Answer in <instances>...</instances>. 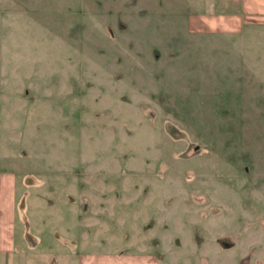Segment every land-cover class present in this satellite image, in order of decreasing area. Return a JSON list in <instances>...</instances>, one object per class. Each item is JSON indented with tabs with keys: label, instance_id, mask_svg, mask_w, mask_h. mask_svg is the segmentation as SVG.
Returning a JSON list of instances; mask_svg holds the SVG:
<instances>
[{
	"label": "rangeland",
	"instance_id": "1",
	"mask_svg": "<svg viewBox=\"0 0 264 264\" xmlns=\"http://www.w3.org/2000/svg\"><path fill=\"white\" fill-rule=\"evenodd\" d=\"M14 1L0 8L16 22L0 36L14 264L72 250L264 264L260 56L235 71L228 51L180 50L148 0Z\"/></svg>",
	"mask_w": 264,
	"mask_h": 264
},
{
	"label": "crops",
	"instance_id": "2",
	"mask_svg": "<svg viewBox=\"0 0 264 264\" xmlns=\"http://www.w3.org/2000/svg\"><path fill=\"white\" fill-rule=\"evenodd\" d=\"M10 1L0 0V8H6ZM148 5L154 11L152 22L164 23L165 32L173 33L170 38L184 39L180 50L228 51L240 56L235 59V71L246 70L250 57L259 55L264 81V0H148ZM14 23L12 17L2 18L0 14V36L7 31L12 36ZM16 183L13 173L0 170V264H14L22 252H27L17 237L21 207L16 200ZM53 258L54 264H159V258L149 253L72 250L67 256Z\"/></svg>",
	"mask_w": 264,
	"mask_h": 264
}]
</instances>
